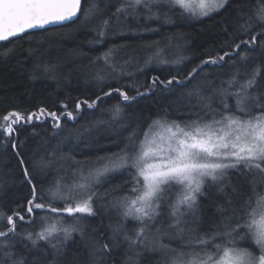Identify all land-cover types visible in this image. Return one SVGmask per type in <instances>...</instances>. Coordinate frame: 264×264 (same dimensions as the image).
I'll return each mask as SVG.
<instances>
[{"label":"snow or ice","instance_id":"snow-or-ice-1","mask_svg":"<svg viewBox=\"0 0 264 264\" xmlns=\"http://www.w3.org/2000/svg\"><path fill=\"white\" fill-rule=\"evenodd\" d=\"M84 3L82 10V0H0V42L24 37L32 30L50 25L75 22L76 18L84 22L97 19L96 39L90 43H102L109 33L136 30L128 24L129 18L139 20L143 16L145 20H159L163 16L168 21L169 13L176 8L182 10L180 15L203 18L220 10L227 12L230 6V0H117L114 11L105 14L109 0H104V7L100 0H84ZM143 47L151 49L143 59L145 66L178 65L186 59L182 55L168 59L157 44ZM121 50L112 47L95 57V61L103 62V67H98L92 75L97 91L90 96H77L70 106V97L66 95L64 99L57 98L58 107L40 101L32 108H13L0 116V147L12 149L22 182L29 190V195L17 201L10 212L0 208V264H69L65 246L74 233L85 239L86 249L82 257L80 254L73 257L74 264H106L121 242L135 255H139L140 249L158 247L167 257L166 264H264V191H257L258 184L264 186V61L248 66L258 54L264 56V0L251 15L243 10L236 12L231 26L224 25L220 50L206 55L183 78L173 72L163 78L152 75L143 82L108 83L115 79L113 73L134 76L127 68L133 64L134 57L119 63L116 56ZM11 51L8 48L5 54ZM205 66H231L233 71L216 88L214 82L194 81L198 74L207 77ZM33 71L55 73L56 66L37 63ZM136 71L143 72L138 62ZM205 86L219 95L218 107L212 106L211 95H202ZM177 87L188 89V97L199 98L200 111L189 113L186 120H177L170 119L165 109L139 137L133 131L119 153L98 158L104 163L89 169L87 175L78 168L79 178L70 185H61L58 180L46 193L36 181L52 160L44 157L29 160L25 154L27 142L20 139L21 128L32 125L31 135L38 137L40 132L35 125L47 122L55 130L53 136L63 131L71 133L77 130L67 129L65 121H76L85 109H97L113 94L122 102L131 103L157 90L170 93ZM128 89H133L135 94L130 95ZM110 111L115 119L123 109L116 104ZM50 155L54 157L55 153ZM121 170H127L131 176V195L113 201V206L122 210L123 220L131 218L139 225L133 229V235L128 234L123 223L110 224L108 236L96 228L86 234L85 218L98 214L93 203L98 193L93 183L99 184L101 177ZM236 173L250 177L252 194L233 205L232 196L226 193V206L219 209L227 213L222 227L195 233L186 217L195 216L199 197L206 194V184L221 192L231 188L232 193H238L239 189L231 183ZM3 190L4 184L0 182V192ZM166 201L173 218L168 228L184 240L177 248L162 242L170 233L161 228H156V235L149 240V229L162 215ZM245 240L255 250L240 246L239 242ZM126 264H135L134 256H129Z\"/></svg>","mask_w":264,"mask_h":264},{"label":"trees","instance_id":"trees-1","mask_svg":"<svg viewBox=\"0 0 264 264\" xmlns=\"http://www.w3.org/2000/svg\"><path fill=\"white\" fill-rule=\"evenodd\" d=\"M116 3L117 0H109L105 14L114 11ZM100 4L104 7V0H100ZM85 6L84 3L83 9ZM259 6L261 0H230L227 12L220 10L203 18L188 14L180 15L182 10L179 8L169 13L168 21L161 16V19H152L149 24L144 22L139 24L129 18L128 24L136 30H126L123 34L109 33L103 38L102 43H90L96 39L94 29L98 24L97 19L87 22L77 19L75 22L33 31L26 33L24 37L0 42V116L13 108H32L40 101L49 107H58L55 101L57 98L64 99L66 95L70 97L68 101L70 106L77 96L81 98L85 95L90 96L97 91V84L92 79V75L98 67H103V62L95 61V57L112 47L122 49L116 56L119 63H123L129 56L134 57L133 64L127 66L134 76L113 73L115 79H110L108 83H128L133 80L143 82L152 75L159 74L163 78L173 72L179 73L183 78L184 74L198 65L206 55L220 50V42L224 39V25L231 26L236 19V12L243 10L251 15ZM145 44H157L163 49V55L170 60L181 55L186 59L178 65L153 63L145 66L143 59L151 51L143 47ZM125 45L127 47H123ZM8 48L12 51L5 54ZM262 61L264 56L258 54L256 60L250 62L248 66L251 67ZM137 62L143 68V72L136 71ZM37 63L55 65L56 71L34 73L33 67ZM205 68L207 77L198 74L193 78L194 81L199 84H204L206 80L214 82L213 86L216 88H219L221 80L228 79L233 71L231 66L224 68L205 66ZM189 86H192V82H189ZM128 91L130 95L135 94L133 89ZM187 91L188 89L179 87L170 93L157 90L131 103L122 102L116 94H113L97 109H85L76 121H65L67 129L77 130L71 133L63 131L53 136L52 132L55 130L47 122L43 125H35L40 132L38 137L31 135L32 125L21 128L20 139L27 142L25 154L29 160L38 161L41 157L52 160L51 166L38 174L36 181L43 185L47 193L49 187L58 180L61 185L70 184L74 179L78 180V168L88 164L98 166L104 163L98 158L119 153L128 143V137L133 131L139 137L151 120L163 115L165 109L170 119H188L189 113L200 111L198 105L201 102L196 96L188 97ZM201 92L202 95L212 96L214 108L219 106V95L213 94L211 87L205 86ZM229 102L234 103L233 100ZM116 104H120L123 111L114 119L110 110ZM53 152L54 157L50 155ZM22 180V173L12 149L0 147V182L4 184V190L0 192V208L10 212L17 201L29 195L28 186ZM131 186L132 180L127 170L101 177V182L93 186L98 193L93 201L97 206L98 214L85 218L86 234L91 233L92 228H96L108 236L111 234L109 225L118 223H123L129 235L134 234L133 229L139 225V222L131 218L123 220L122 210L113 206V201L131 195L129 192ZM249 188L251 189L248 187V190ZM208 189L205 191L207 192ZM104 193L107 195H103ZM207 197L208 200H198L203 207L202 226L205 228L198 233H206L222 227L224 216L227 215L219 211L222 205L226 206L224 198L216 196L211 201L210 195L207 194ZM166 205L162 206V215L158 218L170 216V209ZM36 223L37 225L40 223L39 219ZM195 227L199 228V223H195ZM119 239L122 241V237ZM164 243L177 248L183 241ZM243 247H251L255 250L251 242ZM85 250V239L74 233L73 238L65 246V255L69 264H74L73 257L77 254L82 257ZM129 256H134L135 264H162L167 259L159 252L139 251V255H135L134 251L128 249L126 243L121 242L107 258L106 264H126Z\"/></svg>","mask_w":264,"mask_h":264},{"label":"rangeland","instance_id":"rangeland-1","mask_svg":"<svg viewBox=\"0 0 264 264\" xmlns=\"http://www.w3.org/2000/svg\"><path fill=\"white\" fill-rule=\"evenodd\" d=\"M165 7L166 6H164V8ZM139 11L143 12L144 10L143 9H139ZM150 21L151 20H145L143 16H141V18L139 20H135V22L139 23V24H142L143 22L149 24ZM95 167L96 166H94V164H88V165H85L81 169H83L85 175H87L88 170L91 169V168H95ZM73 179L74 178H72V180ZM249 179H250V177L249 178H245L243 176H240L238 173H236V174H234L232 176L231 183H232V185H235L239 189L238 193H232L231 192V188H225L224 192H221L215 186L209 187V185L206 184L205 189H208V187H209L212 190L208 189L207 192L205 191L206 194L200 196L199 199H205V200L207 199L208 200V197H207V194H208V195H210L211 201L216 196H221L222 198H224L223 200L226 201V195L225 194L227 193V194L232 196L233 205H235L238 202H242L245 198H247L248 196H250L252 194L251 193V189L249 188V190H248V187H250V185L248 183ZM72 182L73 181H71V183ZM70 184H68V185H70ZM94 185H95V183H93L92 186H94ZM257 191H264V186H261V185L258 184L257 185ZM173 199H174V196H173ZM167 203L168 202L166 201L165 204H167ZM202 215H203V207L201 206V204L198 201V208H197V211L195 213V216L192 217L191 215H189L188 217H186V219L189 221V226L192 229H194L195 233H198L200 231L205 230V228L202 226L203 225V216ZM172 219L173 218H171L170 216H166L164 218H158L157 217V223L153 224L152 228L149 229V232H148L149 240L151 241V239L156 235L155 229L156 228H161V231H165L166 230L168 233H170V235H167V236L163 237V241H162L163 243L164 242H169V241H172L173 243H177L178 240H181V241L184 242L183 238L177 236V234H176L174 229L168 228V224L171 222ZM195 223H199V228H197V227L194 228V224ZM239 243H240V246L243 247L244 245H247L248 243H250V241L245 240V241H240ZM185 250H187V249H185ZM139 251L142 252V253L145 252V251H148V252H151V253L159 252V253H161V254H163L165 256V254L158 247H156V248L147 247V248H144V249H140ZM162 264H166V262H164Z\"/></svg>","mask_w":264,"mask_h":264},{"label":"water","instance_id":"water-1","mask_svg":"<svg viewBox=\"0 0 264 264\" xmlns=\"http://www.w3.org/2000/svg\"><path fill=\"white\" fill-rule=\"evenodd\" d=\"M83 4H84V0H82V10H83ZM74 20H77L76 18H74ZM67 23H70V22H65L64 24H67ZM64 24H61V25H64ZM61 25H50L48 26V28H51V27H57V26H61ZM47 29V28H46ZM38 30H43V29H36V30H32L33 31H38ZM13 39V38H12Z\"/></svg>","mask_w":264,"mask_h":264}]
</instances>
